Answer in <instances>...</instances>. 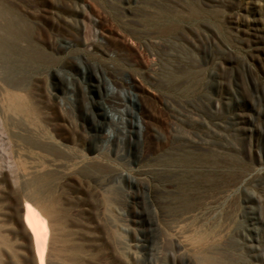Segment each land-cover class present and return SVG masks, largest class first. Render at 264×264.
<instances>
[{
	"label": "rangeland",
	"instance_id": "rangeland-1",
	"mask_svg": "<svg viewBox=\"0 0 264 264\" xmlns=\"http://www.w3.org/2000/svg\"><path fill=\"white\" fill-rule=\"evenodd\" d=\"M169 23V35L157 33ZM0 30V103L23 83L39 105L35 121L47 123L22 120L0 140V264H38L27 203L47 224L45 264H193L164 258L163 235L172 247L207 225L213 238H235L223 249L242 264H264V0H0ZM161 38V49L148 45ZM103 93L137 122L116 141L92 135L100 107L90 101ZM176 110L198 112L183 126L201 133L206 120L218 151L172 149L183 142L170 131ZM174 163L183 184L167 203L160 183L176 173L160 169Z\"/></svg>",
	"mask_w": 264,
	"mask_h": 264
},
{
	"label": "bare ground",
	"instance_id": "bare-ground-1",
	"mask_svg": "<svg viewBox=\"0 0 264 264\" xmlns=\"http://www.w3.org/2000/svg\"><path fill=\"white\" fill-rule=\"evenodd\" d=\"M123 2H129L131 0H122ZM139 1V0H138ZM164 1H167L168 0H164ZM175 2V1H174ZM161 3V2H160ZM160 3H158L157 5H160ZM164 3V2H163ZM146 4V3H145ZM124 5V4H122ZM129 5V4H128ZM127 5V6H128ZM166 5V4H165ZM168 5V3H167ZM171 5V4H169ZM125 6V7H127ZM162 6V5H161ZM156 7V6H155ZM168 7V6H167ZM166 7V8H167ZM174 7V6H172ZM159 8H162V7H159ZM122 9V8H121ZM175 9V7H174ZM123 10V9H122ZM139 10V9H138ZM161 10V9H160ZM127 11V10H126ZM125 11V12H126ZM164 11V10H163ZM168 11V10H167ZM166 11V12H167ZM170 11V9H169ZM124 11H122L123 13ZM159 12V11H158ZM145 13V12H144ZM142 13V14H144ZM155 13V12H153ZM161 13V12H160ZM179 13V12H178ZM135 14V13H134ZM139 14V13H138ZM146 14V13H145ZM124 15V13H123ZM140 15V14H139ZM138 15V16H139ZM165 15V14H164ZM172 15V14H171ZM8 16V15H7ZM14 16V15H13ZM12 16V17H13ZM19 16V15H18ZM136 16V15H135ZM144 16V15H143ZM129 17V16H128ZM141 17V16H140ZM193 17V16H192ZM132 18V17H131ZM130 18V19H131ZM137 18V17H135ZM23 19V18H22ZM150 19V18H148ZM10 20V19H9ZM8 20V21H9ZM19 20V19H18ZM133 20V19H132ZM135 20V19H134ZM137 20V19H136ZM147 20V19H146ZM7 21V19H6ZM129 21V20H128ZM126 21V22H128ZM130 22V21H129ZM128 22V23H129ZM141 22V21H140ZM10 23V22H9ZM14 23H16V21H14ZM132 23V22H130ZM138 23V22H137ZM136 23V24H137ZM134 24V22L132 23ZM139 24V23H138ZM18 27V26H16ZM174 27L175 25L174 24H162L159 29L157 30V33L158 34H161V35H169L171 33V31L174 30ZM140 29V28H139ZM1 31V30H0ZM129 31V30H128ZM133 31V30H132ZM135 31V30H134ZM143 31V29L141 30ZM145 31V30H144ZM147 31V30H146ZM130 32V31H129ZM136 32V31H135ZM140 33V31H138ZM147 34V33H146ZM150 34V33H149ZM1 35V33H0ZM12 35V34H11ZM17 35V34H15ZM160 35V36H161ZM2 36V35H1ZM3 37V36H2ZM144 37V36H143ZM4 38V37H3ZM174 38V37H173ZM146 39V38H144ZM156 39V38H155ZM161 42L160 41H156L155 42H149L148 45L150 44L151 47H155V48H162L163 47V41H165L163 38H161ZM180 40V38H177ZM65 40V39H63ZM154 40V39H153ZM176 40V38H175ZM147 41V40H146ZM170 41V39L168 40V42ZM1 42V40H0ZM10 42V41H8ZM26 42V41H25ZM32 42V41H31ZM29 42V44L31 43ZM166 42V41H165ZM167 42V43H168ZM172 42V41H171ZM174 42V41H173ZM3 43V42H1ZM6 43V42H5ZM23 43V42H22ZM166 43V44H167ZM170 43V42H169ZM7 44V43H6ZM17 44V43H15ZM172 44V43H171ZM12 45V44H11ZM32 45V44H31ZM168 45V44H167ZM176 45V44H175ZM21 46V45H20ZM33 46V45H32ZM67 46V45H66ZM148 47V46H146ZM176 47V46H175ZM5 48V47H4ZM19 48V47H18ZM37 48V47H36ZM66 48V47H65ZM168 48V47H167ZM154 49V48H153ZM7 50V49H6ZM21 50V49H20ZM13 51V50H12ZM7 52V51H5ZM14 52V51H13ZM16 52V51H15ZM18 52V51H17ZM157 52V51H156ZM162 52V51H161ZM166 52V51H165ZM33 53V52H32ZM173 53V52H172ZM1 54V53H0ZM15 54V53H14ZM19 54V53H18ZM24 54V53H23ZM1 55H4L3 53ZM10 55V54H9ZM8 55H5V57H7ZM19 56V55H18ZM172 56V55H171ZM175 56V55H174ZM21 57V55H20ZM23 57V56H22ZM40 57V56H39ZM9 58V56H8ZM1 59V58H0ZM3 59V58H2ZM1 59V60H2ZM30 59V57H29ZM28 59V60H29ZM166 59V58H165ZM5 61V60H4ZM7 61V60H6ZM9 61V60H8ZM14 61V59H13ZM41 61V60H40ZM21 62V61H20ZM33 62H34V59H33ZM36 62V61H35ZM5 63V62H4ZM17 63H19V61H17ZM24 63V62H23ZM43 63V62H42ZM41 63V64H42ZM15 64V63H14ZM20 64V63H19ZM33 64V63H32ZM39 64V63H38ZM29 65V64H27ZM154 65V64H153ZM203 65V64H202ZM15 66V65H14ZM21 66V65H20ZM1 67V66H0ZM26 67V66H25ZM33 67V66H32ZM31 67V69H32ZM35 67V65H34ZM3 68V67H2ZM6 68V67H5ZM15 69V68H14ZM23 69V68H22ZM154 69V68H153ZM156 69V68H155ZM3 70V69H2ZM26 70V73H27V69L25 68ZM34 71V69H32ZM38 70V69H37ZM35 69V71H37ZM151 70V69H150ZM12 71V70H10ZM29 71V69H28ZM196 71V70H194ZM30 72V71H29ZM146 72V71H145ZM154 72V70H153ZM191 72V71H190ZM189 72V73H190ZM31 73V72H30ZM33 73V72H32ZM36 73V72H34ZM9 74V73H8ZM18 74V73H17ZM25 74V73H23ZM37 74V73H36ZM20 75V74H19ZM188 75V74H187ZM26 76V75H24ZM35 76V75H34ZM5 77V76H4ZM19 77V76H18ZM2 78V77H1ZM35 78V77H33ZM37 78V77H36ZM8 79V78H7ZM10 79V78H9ZM38 79V78H37ZM35 79V80H37ZM3 80V78H2ZM174 80V79H173ZM113 81H117L115 79H113ZM176 81V80H175ZM2 82V81H0ZM35 82V81H34ZM27 83V82H25ZM1 84V83H0ZM8 86V85H7ZM28 86V85H27ZM34 86H35V83H34ZM4 87V86H3ZM6 87V86H5ZM37 87V85H36ZM70 88V87H69ZM29 90H31L32 88H28ZM29 90H27L25 88V85H22L21 84H14V85H9V88H5V97H4V105H2V103H0V140L2 141V143L4 144H7V141H5L6 139H8V135L9 134V131H8V128L10 125L13 126V128H16V127H19V125L21 124L22 120H28V121H31L33 123H35V115L38 116L36 114V111L38 106L36 107V103L34 104L32 99H31V92H29ZM67 92L71 91V88L70 89H67L66 90ZM101 93V92H100ZM39 94V93H38ZM50 98L51 99H55L57 97V94L55 91H50V93H48ZM34 95V94H33ZM32 95V96H33ZM59 95V94H58ZM48 96V95H47ZM64 96V95H63ZM66 96V95H65ZM34 97V96H33ZM39 97V96H37ZM41 97V96H40ZM61 97V96H60ZM71 97V96H70ZM90 97V96H89ZM88 97V98H89ZM100 97V96H99ZM65 101H66V105L67 103L70 105V110H74V103L69 100V98H66L64 97ZM129 99H131V97H128ZM39 99V98H38ZM48 99V98H47ZM58 99V98H56ZM61 101L63 102V97L60 98ZM73 99V98H72ZM117 98H111L108 94H104L103 93V96H102V100L103 102L101 101H96V100H91V105H97L100 107L99 110L97 111H94L91 109V113H92V116L94 117V120H95V123L92 127V130H93V137L94 138H97V137H103L105 140L107 141H116L118 139L119 136V133L121 134H124V130L122 129V125L124 123H130L132 125V127H136L137 126V122H135L134 120L132 119H128V118H124L125 116L124 115V111L125 109L124 108H120L121 105V101L119 100H116ZM36 100V99H35ZM41 100V99H40ZM121 100V99H120ZM52 102V101H51ZM61 102V103H62ZM50 103V102H49ZM59 103V102H58ZM40 104V103H38ZM51 104V103H50ZM55 104V103H54ZM45 105V104H44ZM63 105V103H62ZM61 105V106H62ZM168 105V104H166ZM42 106V105H41ZM48 106V105H46ZM50 107V106H49ZM53 107V106H52ZM55 108V107H54ZM59 108V106H58ZM62 108V107H61ZM172 108V107H171ZM45 109H47L45 107ZM53 109V108H52ZM63 109V108H62ZM66 109V108H65ZM183 109V108H182ZM44 110V109H43ZM40 111V110H39ZM64 112V111H62ZM67 112V111H66ZM42 113V112H41ZM61 113V112H60ZM62 114V113H61ZM65 116H66V113L64 112ZM68 114V113H67ZM132 114V113H131ZM63 115V114H62ZM45 116V115H44ZM48 116V115H47ZM58 116V115H57ZM72 116V114H71ZM174 118L178 121V122H175V124H173L174 126H171V129L170 131L173 132V134L178 137H181L183 142L180 143V144H176L175 146L173 145V148L172 149H175L176 151H181L183 152V150H187L188 148H195V147H198V146H202L204 148H207V150H211V144L213 147V149H216L217 146V140H212L211 142V138L214 139V133H216V131H212L211 132V128H210V124L208 122H206V120H203V123H204V126L206 127L205 131L199 133L196 131V128L195 130L194 129H191V125L189 126V128L183 126V124L185 122H190L192 124H195L196 122L199 121V116H201L198 112L196 111H193V110H176L175 114L173 115ZM42 117V116H40ZM82 117V116H81ZM38 118V117H37ZM76 118V117H75ZM110 118L112 122H105L104 120ZM205 118V117H204ZM209 118V117H208ZM46 119V118H45ZM25 120V121H26ZM42 118L40 119V122H43L41 121ZM202 120V118H201ZM38 121V120H37ZM47 121V120H46ZM174 121V120H173ZM39 122V121H38ZM38 122H36L38 124ZM49 122V121H48ZM51 122V121H50ZM53 122V121H52ZM202 122V121H201ZM27 123V122H26ZM44 123V122H43ZM43 123H41V125H43ZM46 123V122H45ZM44 123V124H45ZM112 123V125H111ZM40 124V123H39ZM38 124V125H39ZM47 124V123H46ZM30 125V124H29ZM33 125V124H32ZM39 125V126H41ZM80 125L83 127V128H88L86 127L85 123L81 122ZM100 125V127H99ZM101 125H104V127L102 128ZM126 125V124H125ZM172 125V124H171ZM210 125V126H209ZM222 125V124H221ZM34 126V125H33ZM76 126H79L76 125ZM166 126V125H165ZM170 126V125H169ZM30 127V126H29ZM35 127V126H34ZM44 127V126H41V128ZM48 127V126H47ZM47 127L45 129H47ZM127 127V126H125ZM124 127V128H125ZM222 127V126H221ZM50 128V127H48ZM90 128V127H89ZM166 128V127H165ZM217 128V127H216ZM17 129V128H16ZM20 129V128H19ZM40 129V128H39ZM43 128V130H45ZM82 128H80L81 130ZM219 129V128H218ZM221 129V128H220ZM23 130V129H22ZM21 130V131H22ZM43 130H39V131H43ZM91 130V131H92ZM129 130V129H128ZM168 130V129H167ZM194 130V131H193ZM20 131V132H21ZM28 131V130H27ZM36 131V130H35ZM34 131V132H35ZM130 131H134V129H130ZM164 131V130H163ZM223 131V130H222ZM13 132H16V130H13ZM24 132V130H23ZM33 132V131H32ZM48 132V131H47ZM101 132V133H99ZM136 132V131H134ZM214 132V133H213ZM26 133V132H25ZM31 133V131H30ZM49 133V132H48ZM47 133V134H48ZM91 133V132H90ZM140 133V132H139ZM222 133V132H221ZM45 134V135H47ZM162 134V133H161ZM11 135V134H10ZM9 135V137H10ZM17 135V133H16ZM36 135V134H35ZM128 135V134H127ZM149 135V134H148ZM168 135V134H167ZM166 135V136H167ZM172 135V136H174ZM39 136V135H38ZM44 137V134L42 135ZM125 136V134H124ZM34 137V136H33ZM42 137V138H43ZM46 137V136H45ZM127 137V136H126ZM124 137V138H126ZM157 137V136H156ZM216 137V136H215ZM6 138V139H5ZM122 138V137H121ZM166 138V137H165ZM169 138V136H168ZM177 138V137H176ZM20 139V138H19ZM120 139V138H119ZM176 140V139H175ZM113 141V142H114ZM146 141V140H145ZM163 141V140H162ZM166 141H167V138H166ZM112 142V143H113ZM158 142V140L156 141V143ZM173 142H174V139H173ZM180 142V141H179ZM178 142V143H179ZM229 142V141H228ZM96 143V142H95ZM165 143V141H164ZM158 144V143H157ZM168 144V143H167ZM97 145V144H96ZM111 145V144H110ZM10 146V145H8ZM101 146L105 147V149L109 147L108 144H104L102 143ZM152 146V145H151ZM168 146V145H167ZM156 147V146H155ZM169 147V146H168ZM225 147H229V145L225 144L224 148ZM96 149V147H95ZM158 149V147L156 148ZM166 149V147H165ZM168 149V148H167ZM196 149V148H195ZM46 150V149H45ZM110 150V149H109ZM169 150V149H168ZM193 150V149H192ZM200 150V149H198ZM1 151V150H0ZM54 151V150H53ZM164 151V150H163ZM170 151V150H169ZM168 151V152H169ZM205 151V150H204ZM3 152V151H2ZM209 153L211 151H208ZM229 152V151H228ZM4 153V152H3ZM8 153V152H7ZM116 153H118L116 151ZM166 153V151L164 152ZM5 154V153H4ZM163 154V153H162ZM184 154V153H183ZM193 154V153H192ZM198 154V153H196ZM169 155V154H168ZM167 155V156H168ZM207 155V154H206ZM230 155V153L228 154ZM4 156V155H3ZM9 157V155H7ZM190 156V155H189ZM196 156V155H195ZM210 156V155H209ZM58 157V156H57ZM156 158V157H155ZM180 158V157H179ZM159 159V158H157ZM175 159V158H174ZM207 159V157H206ZM9 160V159H8ZM193 160V159H192ZM208 160V159H207ZM232 160V159H231ZM3 161V160H2ZM173 161V160H172ZM196 161V160H194ZM155 162V161H154ZM179 162V161H178ZM156 163V162H155ZM176 163V161H175ZM174 163V166L170 165L168 168H166L163 164V166L166 168L165 170L160 169L161 172H175L174 176H172V178H165L163 180H161V186L163 188V192H165V196H166V201L167 203H171L174 199V194L173 192L174 191H179V187H181V185L183 184V180L180 179V176H182V174L184 173V170L181 166H183V164H178V165H175ZM189 163V162H187ZM202 163V162H201ZM211 163V162H210ZM157 165V164H156ZM185 165V164H184ZM204 165V164H203ZM187 166V165H186ZM185 166V167H186ZM198 166V165H197ZM54 167V166H53ZM199 167V166H198ZM197 167V168H198ZM203 167V166H202ZM159 168V167H158ZM194 168V167H193ZM206 168V167H205ZM141 170V169H140ZM144 170V169H143ZM158 171V169H157ZM193 171V170H192ZM191 171V173H192ZM206 171L209 172V169L207 168ZM143 173V172H142ZM204 173V171H203ZM147 174V173H146ZM152 174V173H151ZM155 174V173H154ZM189 174V173H188ZM199 174V173H198ZM197 174V175H198ZM162 175V174H161ZM160 175V176H161ZM166 175V174H165ZM157 176V175H156ZM159 176V175H158ZM264 176V171H263V175ZM151 177V176H150ZM192 177V176H191ZM198 177V176H197ZM260 178V177H259ZM264 178V177H263ZM161 179H162V176H161ZM191 179V178H190ZM150 180V179H149ZM148 180V181H149ZM152 180V179H151ZM154 180V179H153ZM158 180V179H157ZM198 180V179H197ZM211 180V179H210ZM155 182V180H154ZM195 182V181H194ZM263 184V183H261ZM209 185V184H208ZM171 187L173 188L174 187V190L171 189ZM187 187V186H185ZM196 187V186H195ZM194 187V188H195ZM209 187V186H208ZM184 188V187H183ZM181 188V189H183ZM207 188V187H206ZM158 189V188H157ZM209 189V188H208ZM191 190V189H190ZM189 191V190H188ZM198 191V190H197ZM209 191V190H208ZM192 192V191H190ZM206 193V192H205ZM201 195V194H200ZM163 196V195H162ZM200 197V196H199ZM162 199V198H161ZM177 199V198H176ZM200 199V198H199ZM156 200V199H155ZM163 203V202H162ZM192 203V202H191ZM176 204V203H175ZM187 204V202H186ZM190 204V203H189ZM162 205V204H161ZM174 205V203H173ZM177 205V204H176ZM198 205V204H197ZM200 206V205H199ZM211 206V205H210ZM158 207V206H157ZM35 207H32L30 203H27L24 207V212H23V220L27 226V228L29 229L30 233H31V238H32V242H33V246H34V250H35V254H36V257H37V262L38 264H45V244H46V238H47V224H46V221H45V218H43V216H41V214L36 211L34 209ZM181 208V207H180ZM179 208V209H180ZM189 208V207H188ZM191 208V207H190ZM161 209V208H160ZM172 209V208H170ZM203 209V208H202ZM186 210V209H185ZM208 210V209H207ZM40 211V210H39ZM188 211V210H187ZM184 212V211H183ZM190 212V211H189ZM187 213V212H186ZM193 213V212H191ZM196 213V211H195ZM200 213V212H199ZM205 213V212H204ZM210 213V212H209ZM43 214V213H42ZM166 214V213H165ZM178 216V215H177ZM197 216V215H196ZM165 217V216H164ZM189 217V216H187ZM172 218V217H170ZM169 218V219H170ZM179 218V217H178ZM197 218V217H196ZM164 220V219H162ZM187 220V218H186ZM171 221V219L169 220ZM199 221V220H198ZM206 221V220H205ZM215 221V220H214ZM185 223V222H183ZM191 223V222H189ZM212 223V222H211ZM181 224V223H180ZM171 225V224H170ZM182 225V224H181ZM185 225V224H184ZM215 225V224H214ZM186 226V225H185ZM196 226V225H195ZM217 226V225H216ZM167 227V226H166ZM165 227V228H166ZM215 227V226H214ZM190 228V227H189ZM169 230V229H168ZM174 230H177L174 228ZM173 230V231H174ZM234 233V232H233ZM232 233V234H233ZM181 234V233H180ZM217 234V233H216ZM231 234V235H232ZM163 235V234H162ZM217 236V235H216ZM171 235L169 232L166 233V235L164 234L163 235V246L161 247V251H162V254L164 256V258H169V257H172L174 259L178 258V257H185L186 258H191L192 261H193V264H242V258L241 256H238V255H233L232 253V250H227L225 251V249H223V244L225 243L226 240H228L231 244L230 245H234L236 244L235 243V238L233 236H228L226 238H213L211 236V226L210 225H207L205 227H196L195 230L192 232V234H190L186 241L184 240H180L178 239L176 241V246H174L172 244V247L170 246V243H173L172 240H171ZM176 239V238H174ZM2 241V237H0V243ZM145 244V243H144ZM141 245V244H140ZM168 247V248H167ZM225 248V247H224ZM159 252V251H158ZM146 253L148 256L150 257H153L155 256V253L154 252V249L152 248L151 245L147 246L146 247ZM248 256V255H247ZM74 259V255L71 256V258L68 260V261H72ZM251 260V259H250ZM157 264V263H156Z\"/></svg>",
	"mask_w": 264,
	"mask_h": 264
},
{
	"label": "water",
	"instance_id": "water-1",
	"mask_svg": "<svg viewBox=\"0 0 264 264\" xmlns=\"http://www.w3.org/2000/svg\"><path fill=\"white\" fill-rule=\"evenodd\" d=\"M22 214H23V211H22Z\"/></svg>",
	"mask_w": 264,
	"mask_h": 264
}]
</instances>
